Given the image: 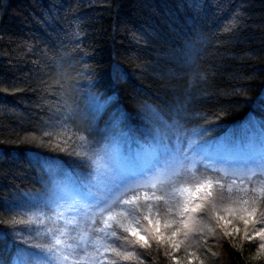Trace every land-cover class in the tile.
<instances>
[{"label":"trees","instance_id":"obj_1","mask_svg":"<svg viewBox=\"0 0 264 264\" xmlns=\"http://www.w3.org/2000/svg\"><path fill=\"white\" fill-rule=\"evenodd\" d=\"M252 116L264 121V0H0V264H52L55 234L30 220L52 192L47 169L78 179L115 119L150 145L214 141ZM244 232L215 220L175 255L264 264V240ZM135 247L116 264H172L154 242Z\"/></svg>","mask_w":264,"mask_h":264},{"label":"rangeland","instance_id":"obj_2","mask_svg":"<svg viewBox=\"0 0 264 264\" xmlns=\"http://www.w3.org/2000/svg\"><path fill=\"white\" fill-rule=\"evenodd\" d=\"M94 100L93 108L97 101ZM103 113L104 110L99 112V117ZM122 119H115L99 145L93 151L90 149L87 171L79 173L78 179L70 170L47 167L52 170V192L44 200L43 215L31 214L30 220L46 225L55 234L49 247L52 264L117 262L112 248L120 243L121 235L132 240L117 221L138 227L143 234L150 229L145 216L174 223L183 218L190 237L194 230L208 229L221 211L229 215L226 208L243 206L238 203L246 198L243 189L264 187L262 119L252 116L233 124L214 141L205 142L206 139L193 134L187 139L171 132L170 136H154L150 145L127 140L130 132L122 128L125 121ZM209 183L210 189L199 192L203 199H197L198 188ZM190 194V207L201 204L208 210L214 204L215 208L207 216L200 209L187 214L180 212L178 205L188 200ZM161 196L163 200L156 199ZM168 208L176 215H166ZM109 215L116 219L109 220ZM113 230L117 233L115 237L110 235ZM133 244L134 241L125 245L124 250ZM28 260L23 257L21 264H29Z\"/></svg>","mask_w":264,"mask_h":264},{"label":"snow or ice","instance_id":"obj_3","mask_svg":"<svg viewBox=\"0 0 264 264\" xmlns=\"http://www.w3.org/2000/svg\"><path fill=\"white\" fill-rule=\"evenodd\" d=\"M195 6V3H194ZM106 98L101 97L96 101V109L98 112H102L106 106ZM204 188H211V183L206 186H201L198 188L197 199H203L199 195V192L203 191ZM231 191V189H229ZM246 194V198H242L239 201V204L243 206L240 207H231L226 208L225 211L229 213V216L226 218L223 215L216 217L217 222H223L224 225L231 226L234 220H238L244 225V238L245 240L251 242L254 239L264 240V187L243 189ZM210 195V192L208 193ZM157 200H163L164 197H157ZM192 200L191 194L189 199L185 200L182 205H178L179 211L187 214L189 212H195L197 209H200L205 216L208 215V211H211L215 208V205H210L208 210H205L201 204H196L195 206L190 207ZM125 203H130V201H125ZM135 211V210H133ZM176 215L172 212L171 208L166 209V215ZM118 215L123 216V213ZM131 215V213H129ZM109 220H115L116 218L112 215H109ZM145 220L148 221L150 229L145 231V234H141L138 231V227H133L131 225H125L122 222L117 221L119 228L123 229L124 233H130L132 240L130 241L126 235H121L120 243L117 247L112 248L113 256L116 258H123L124 260L131 259V256L127 254L124 250L125 245H131L134 241L136 252L140 256H144V252L140 251L141 248L147 249L151 242H154L156 245L162 247L165 250V255H171L172 264H182L181 260L175 255L182 250V246L185 244L189 237L188 224L184 221L183 218L179 220L178 223H174L171 220H152L151 216H145ZM258 226V227H257ZM251 228L252 232L249 233L248 229ZM165 230H169L168 234H165ZM240 228L237 227L233 232L227 233L231 236L234 233H239ZM111 236L115 237L117 235L116 231L113 230L110 233ZM183 235L184 240L181 241L178 238ZM251 246V245H250ZM259 248L264 250V243L259 244ZM146 258V257H145ZM113 264H116V261H113ZM185 264H192L191 260L185 262ZM203 264V261H201Z\"/></svg>","mask_w":264,"mask_h":264}]
</instances>
